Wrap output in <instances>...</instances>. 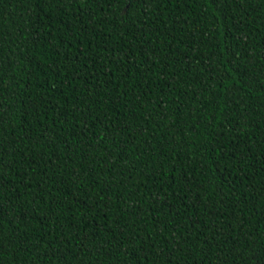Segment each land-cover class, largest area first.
Here are the masks:
<instances>
[{
    "label": "trees",
    "instance_id": "1",
    "mask_svg": "<svg viewBox=\"0 0 264 264\" xmlns=\"http://www.w3.org/2000/svg\"><path fill=\"white\" fill-rule=\"evenodd\" d=\"M0 264H264V0H0Z\"/></svg>",
    "mask_w": 264,
    "mask_h": 264
}]
</instances>
